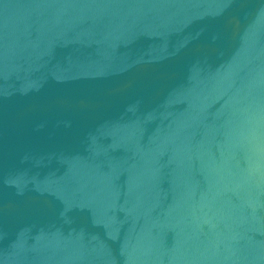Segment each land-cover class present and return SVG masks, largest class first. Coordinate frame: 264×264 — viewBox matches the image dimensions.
Here are the masks:
<instances>
[{"label": "water", "instance_id": "95a60500", "mask_svg": "<svg viewBox=\"0 0 264 264\" xmlns=\"http://www.w3.org/2000/svg\"><path fill=\"white\" fill-rule=\"evenodd\" d=\"M0 264H264V0H0Z\"/></svg>", "mask_w": 264, "mask_h": 264}]
</instances>
